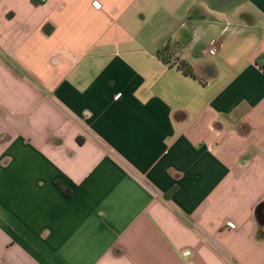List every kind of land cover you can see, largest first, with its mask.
I'll list each match as a JSON object with an SVG mask.
<instances>
[{"label":"crops","instance_id":"obj_1","mask_svg":"<svg viewBox=\"0 0 264 264\" xmlns=\"http://www.w3.org/2000/svg\"><path fill=\"white\" fill-rule=\"evenodd\" d=\"M35 1L0 0V264H264V0Z\"/></svg>","mask_w":264,"mask_h":264},{"label":"trees","instance_id":"obj_2","mask_svg":"<svg viewBox=\"0 0 264 264\" xmlns=\"http://www.w3.org/2000/svg\"><path fill=\"white\" fill-rule=\"evenodd\" d=\"M33 1L36 3L35 0H33ZM168 49H169V45H166L165 47H162V48L159 50V55H160L164 60H167V57H166L165 55H166V53L168 52ZM181 63H182L181 65H183V66L185 67L186 72L191 73V71H190V69H189V65H188V63L185 62V61H182ZM186 67H188V68H186ZM188 70H189V71H188Z\"/></svg>","mask_w":264,"mask_h":264},{"label":"built area","instance_id":"obj_3","mask_svg":"<svg viewBox=\"0 0 264 264\" xmlns=\"http://www.w3.org/2000/svg\"><path fill=\"white\" fill-rule=\"evenodd\" d=\"M221 44L219 43V41H214L212 43V45L209 47V51L211 54H217L219 51ZM228 225L232 228H235V224H233L232 222H229ZM187 253H189V251H187Z\"/></svg>","mask_w":264,"mask_h":264},{"label":"water","instance_id":"obj_4","mask_svg":"<svg viewBox=\"0 0 264 264\" xmlns=\"http://www.w3.org/2000/svg\"><path fill=\"white\" fill-rule=\"evenodd\" d=\"M264 207V203L262 204V206L260 208Z\"/></svg>","mask_w":264,"mask_h":264}]
</instances>
